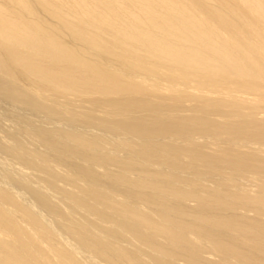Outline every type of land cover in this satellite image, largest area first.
<instances>
[{
    "label": "bare ground",
    "instance_id": "6f19581e",
    "mask_svg": "<svg viewBox=\"0 0 264 264\" xmlns=\"http://www.w3.org/2000/svg\"><path fill=\"white\" fill-rule=\"evenodd\" d=\"M0 264H264V0H0Z\"/></svg>",
    "mask_w": 264,
    "mask_h": 264
}]
</instances>
